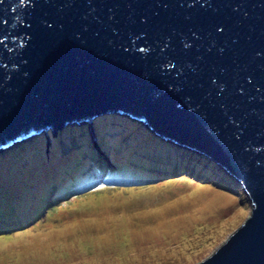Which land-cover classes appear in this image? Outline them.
<instances>
[{"label":"water","instance_id":"1","mask_svg":"<svg viewBox=\"0 0 264 264\" xmlns=\"http://www.w3.org/2000/svg\"><path fill=\"white\" fill-rule=\"evenodd\" d=\"M104 114L246 194L248 217L195 264H264V0H0V151Z\"/></svg>","mask_w":264,"mask_h":264},{"label":"rangeland","instance_id":"2","mask_svg":"<svg viewBox=\"0 0 264 264\" xmlns=\"http://www.w3.org/2000/svg\"><path fill=\"white\" fill-rule=\"evenodd\" d=\"M97 117L90 133L86 126L60 129L46 142L30 137L0 151V211L12 207L21 219H0V264H195L248 217L246 194L233 178L234 187L223 185L217 163L206 161L204 172L140 122ZM120 142L124 156L109 150ZM99 145L108 169L85 162L87 148L101 152ZM143 148L155 152L158 166L113 172L112 160Z\"/></svg>","mask_w":264,"mask_h":264},{"label":"trees","instance_id":"3","mask_svg":"<svg viewBox=\"0 0 264 264\" xmlns=\"http://www.w3.org/2000/svg\"><path fill=\"white\" fill-rule=\"evenodd\" d=\"M112 117L113 118L115 117V118H117L119 120H124V122L126 120L128 121V119H126V117H124V116L122 117L121 115L112 114ZM96 119H100V118L97 117ZM117 119H115V121H113V122L118 123L117 122ZM130 120H132V119H130ZM69 125H71V124H69ZM84 126H86V125H80V124H78V125H71V126L66 125L62 130L66 131V129H68V128L74 129V128H80V127H84ZM144 128L146 129V132L147 133H149L152 137H154L155 139H157L166 148L171 149L175 153V155L179 156V160L182 159L184 161L186 159H189L190 156L192 155L193 156L192 157V159H193L192 161L193 162L196 161V160H199L200 161V163H201L200 169L202 171L204 169V164H205L206 161L209 164L210 163H215V161L211 160L209 157H206L205 155H204L205 158H203L202 156H199V155L194 154V153L192 154L191 152H189V150H191L193 152L199 153V151H197L194 148L180 146L177 143H175L172 139H170L168 137H165V136L156 135L155 133H153L152 131H150L146 126H144ZM116 129H117V127H116ZM46 134L47 135H49V134L52 135L51 130L46 131ZM34 136H32L33 137V140L31 142H37V143H39L42 140L43 136H44V131H42L40 134H36ZM52 136L53 137H56L57 135L56 136L52 135ZM27 139L23 140L25 142L24 145H27L28 143H30V141L29 142L26 141ZM122 143L123 142H120L118 146H116V145H114V143H112L111 144V147L109 148V150H111L112 147H114V149L112 151H115L116 153L120 154L121 156H124L127 153V149L125 148V145L126 144H124V143L122 144ZM75 144H78V143H75ZM127 144H128V142H127ZM83 145L84 146H81V148H83V147L86 148L85 146H89V143L87 142V143H84ZM128 147H130V146L128 145ZM99 149H100L101 152H99V150L96 149L92 153V151H90L87 148V151H86L87 157L85 159V162L93 161L96 166L100 165L102 169H108V167L106 166V162H107L106 159H104V157H102L101 154H100L103 151V148L100 145H99ZM186 151L189 152V153H186ZM49 152H51V150H49ZM106 152L109 153L108 151H105V153ZM161 152L163 154L162 157L165 158L166 157L165 152L164 151H161ZM183 154H185L187 156H185L184 158H182L181 155H183ZM154 155H155V152H152L150 149H144L143 148L141 151H138L137 149H135L133 151V153H130L126 157V160L125 161H122L121 163H119V162L116 163V162H113V160H112V164L114 166V168H113L114 171L113 172L114 173H118V174H124V173L127 172V169L128 170H132L133 169V170L141 171V170L148 169V167H150V166L156 167V166H158L156 164V163H158V160H157V157H155ZM36 157H37V155H36ZM100 157L102 159H100ZM106 157H107V160L110 161V159H111L110 154L107 155ZM174 157L175 156H173V158ZM160 168H164V167H160ZM207 169L208 168H205L204 169V172H207ZM214 173H215V175L217 174L221 178V180L223 181V185L226 188H232V187H234V182H232V178L228 174H226L224 172V169L222 167H219L218 168L217 165H216V168H214ZM13 212H14V209L12 207L8 208L7 210L0 211V219H8L9 217H12L13 219H15V221H20L21 219H18V216L17 215L14 216L13 215Z\"/></svg>","mask_w":264,"mask_h":264},{"label":"snow or ice","instance_id":"4","mask_svg":"<svg viewBox=\"0 0 264 264\" xmlns=\"http://www.w3.org/2000/svg\"><path fill=\"white\" fill-rule=\"evenodd\" d=\"M240 211H241V212H243V213H244V215H247V213H246V212H244V209H241ZM0 238H2V237H0ZM9 239H10V237H9Z\"/></svg>","mask_w":264,"mask_h":264},{"label":"clouds","instance_id":"5","mask_svg":"<svg viewBox=\"0 0 264 264\" xmlns=\"http://www.w3.org/2000/svg\"><path fill=\"white\" fill-rule=\"evenodd\" d=\"M22 142V141H21ZM216 163V162H215ZM219 165V164H218ZM220 166V165H219ZM224 172L226 173V174H228L225 170H224ZM230 176V175H229ZM231 177V176H230ZM232 178V177H231ZM235 182V181H234Z\"/></svg>","mask_w":264,"mask_h":264}]
</instances>
